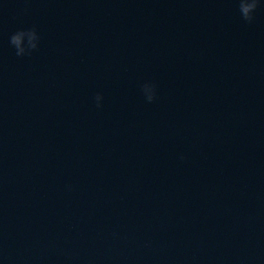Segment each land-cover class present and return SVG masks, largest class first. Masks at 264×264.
Returning a JSON list of instances; mask_svg holds the SVG:
<instances>
[{
  "label": "water",
  "instance_id": "95a60500",
  "mask_svg": "<svg viewBox=\"0 0 264 264\" xmlns=\"http://www.w3.org/2000/svg\"><path fill=\"white\" fill-rule=\"evenodd\" d=\"M0 264H264V0H0Z\"/></svg>",
  "mask_w": 264,
  "mask_h": 264
},
{
  "label": "clouds",
  "instance_id": "9594fccd",
  "mask_svg": "<svg viewBox=\"0 0 264 264\" xmlns=\"http://www.w3.org/2000/svg\"><path fill=\"white\" fill-rule=\"evenodd\" d=\"M261 0H239V12L248 23H252L255 19V12L260 7ZM26 38V39H25ZM40 36L35 27L20 29L10 36V44L15 48L16 55L23 57L31 55L32 51L38 48ZM156 86L154 84H144L143 92L148 100L152 102L156 98ZM103 99L101 94L95 96L97 107H100V101ZM184 159L183 156L180 157Z\"/></svg>",
  "mask_w": 264,
  "mask_h": 264
}]
</instances>
